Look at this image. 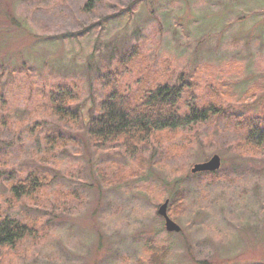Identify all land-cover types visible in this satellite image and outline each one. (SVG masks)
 <instances>
[{
    "label": "rangeland",
    "instance_id": "1",
    "mask_svg": "<svg viewBox=\"0 0 264 264\" xmlns=\"http://www.w3.org/2000/svg\"><path fill=\"white\" fill-rule=\"evenodd\" d=\"M87 2L0 0V215L37 229L0 247V264H264V145L248 150L237 125L264 117V0ZM60 83L76 91L75 122L52 111ZM165 83H184L183 110L210 102L238 118L132 154L90 138L113 86ZM214 155L215 177L192 173ZM31 172L40 192L15 198L11 180ZM166 200L178 234L158 215Z\"/></svg>",
    "mask_w": 264,
    "mask_h": 264
},
{
    "label": "trees",
    "instance_id": "2",
    "mask_svg": "<svg viewBox=\"0 0 264 264\" xmlns=\"http://www.w3.org/2000/svg\"><path fill=\"white\" fill-rule=\"evenodd\" d=\"M97 2L88 0L84 11H93ZM128 57H124L123 61ZM183 84L165 83L157 85L155 89L144 88L139 92H126L121 86H113L102 100L99 113L89 122L90 138L99 145L120 142L132 154L136 153L139 144L147 142L155 134L174 133L212 117L225 118L229 122L237 120L236 114L210 102L203 106L190 103L189 109L183 110V95L186 94ZM51 92L48 99L54 115L62 120L77 121L78 113L70 105L76 98L74 88L60 83ZM237 122L239 130L244 133L242 143L249 147L248 150H259L264 145V117L251 116ZM217 173L201 174L215 177ZM41 178L38 173L31 172L26 177L11 180L14 197L35 198L43 184ZM178 197L170 207L184 199L181 195ZM36 233V227L31 224L0 215V247L14 248Z\"/></svg>",
    "mask_w": 264,
    "mask_h": 264
},
{
    "label": "water",
    "instance_id": "3",
    "mask_svg": "<svg viewBox=\"0 0 264 264\" xmlns=\"http://www.w3.org/2000/svg\"><path fill=\"white\" fill-rule=\"evenodd\" d=\"M222 166V159L219 155H214L209 161L196 164L193 169V174L198 173H214L218 172ZM170 201L166 200L158 210V215L164 219L166 231L169 233L178 234L182 228L169 215Z\"/></svg>",
    "mask_w": 264,
    "mask_h": 264
}]
</instances>
